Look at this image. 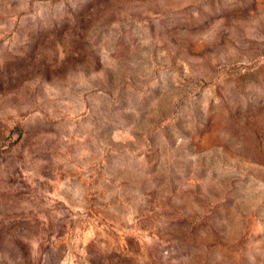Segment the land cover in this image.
I'll list each match as a JSON object with an SVG mask.
<instances>
[{"label": "clouds", "instance_id": "9594fccd", "mask_svg": "<svg viewBox=\"0 0 264 264\" xmlns=\"http://www.w3.org/2000/svg\"><path fill=\"white\" fill-rule=\"evenodd\" d=\"M5 125L0 264H264V0H0Z\"/></svg>", "mask_w": 264, "mask_h": 264}, {"label": "rangeland", "instance_id": "374dc122", "mask_svg": "<svg viewBox=\"0 0 264 264\" xmlns=\"http://www.w3.org/2000/svg\"><path fill=\"white\" fill-rule=\"evenodd\" d=\"M114 104L118 105L119 104V99H115ZM101 110H103V104H101ZM123 123L125 125V127L123 128H118V129H114L113 131V136L114 139L111 141V147H112V151L109 152H105L104 154V162L107 163L108 162V158L110 156L113 155V152L117 151L118 149L116 148L117 144H127L128 147V151H133L135 149V145L133 144V140L137 139V135L131 131V127L135 124V117L131 114L128 113L126 114L124 117H122ZM108 127H111L112 125H107ZM6 129H8V126L5 125L4 126ZM20 126L17 125L16 128H19ZM16 128H12V129H8V134L7 136H2L0 135V153L3 154H10L12 153V150L17 146V144L20 143V139L21 138H15V131ZM247 134L251 135L253 137H255L256 132L254 128H248L247 129ZM217 138V133L215 130H213L212 132H210L207 136H205L204 138L201 139L200 144L201 147L204 148L205 150H207L208 148L213 146L214 141ZM104 140V137L102 135L98 136V142H102ZM85 143H89V141H85ZM218 146V145H217ZM91 150V149H89ZM75 149L74 148H70L69 149V156L73 155ZM84 160H87L88 157L84 156L83 157ZM230 159H235V157H229ZM74 162V161H73ZM35 166L37 168L40 167V160L37 159L35 161ZM61 167H63V165H61ZM15 172H18V169H16L13 172V177L15 176ZM8 173H9V169L7 166H5L4 168L0 169V178H7L8 177ZM21 178L23 177V173L20 174ZM97 177L102 178V174L100 172H97ZM89 179L91 180V177H89ZM197 179H201L200 176H197ZM7 187L9 189L14 188L15 187V183L14 182H10ZM201 187V185L199 183L195 184V188L194 189H189V191H195L196 189H199ZM76 189L73 188V192H75ZM12 195H15L14 192L11 191H6L4 193H0V197H11ZM90 202L91 201H95V196L93 195H89V197L87 198ZM102 203V202H101ZM96 216H99L102 220L104 219L103 217V212H97ZM6 219L8 220L9 223H13L15 222L16 219H18V217H6ZM89 219H95V216L92 215V213H89ZM105 223H107V221H104ZM97 227H103V224L97 225ZM257 231L259 232V226H257ZM93 235L92 231H86L85 232V243L88 242V237H91ZM117 236H119V233H117ZM107 238V233H105V236L102 237V241ZM246 238H245V243H246ZM75 243L78 244V240L75 241ZM126 243H127V238L121 239L118 242L115 240H109V244L118 246V247H126ZM108 245H106L107 247ZM231 258L237 262V264H246L245 258L240 255V252L237 250L236 252H232L231 253ZM67 264H73L72 262V257L70 256Z\"/></svg>", "mask_w": 264, "mask_h": 264}]
</instances>
